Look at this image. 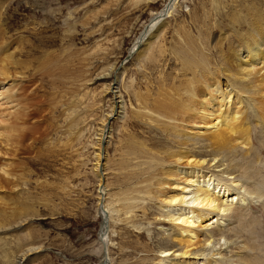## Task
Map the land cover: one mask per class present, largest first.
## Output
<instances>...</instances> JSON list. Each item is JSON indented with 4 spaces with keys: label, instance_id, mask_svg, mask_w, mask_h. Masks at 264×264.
<instances>
[{
    "label": "rangeland",
    "instance_id": "rangeland-1",
    "mask_svg": "<svg viewBox=\"0 0 264 264\" xmlns=\"http://www.w3.org/2000/svg\"><path fill=\"white\" fill-rule=\"evenodd\" d=\"M166 2L0 0L1 45L9 46V52H19L16 59L26 67L15 71L25 72L27 85L34 86V95L28 102L35 116L27 124L35 130L36 137L31 145H27L29 140L24 141L26 146L16 157L0 154V165L13 162L11 170L18 177L15 186L10 184L7 190L0 187V199H7L8 215L14 216L4 220L11 221V225L6 223L8 228L0 229V264H98L106 246L98 241L104 219L97 210V178L93 173L98 140L102 139L101 153H105L107 201H111L126 189L133 179L129 176L139 168L133 145H144L150 155L159 156L170 140L166 131L153 123L157 117L140 115L136 110L143 102L150 108L157 107L159 96L168 98L178 90L180 80L192 76L182 63L179 35L186 39L188 33L200 49L206 46L198 39L208 33L213 47L222 36L221 29L230 37L232 19L240 15L245 3L259 5L264 13V0H218V10L215 0H177L148 47L126 58L130 51L134 52L147 21ZM213 51L212 63L213 59L219 60V53L215 48ZM117 95L122 102L113 115ZM108 114L112 118L103 132ZM250 123L249 153L252 152L255 173L248 182L257 181L256 185L263 186L259 176H264V129ZM260 190V198L252 200L255 195L247 196L244 209L236 206L245 217L243 224L230 219L229 227L226 225L234 231L231 234L242 236V242L255 239L251 252L239 251L238 240L229 239L233 243L222 253L232 264H245L237 253L264 264V188ZM149 220L142 218L134 225L110 221L106 227L110 234L108 260L112 264H133L146 253L151 264L155 246L161 243L156 235L159 225ZM28 247L35 249L30 251ZM144 247L147 252L142 250Z\"/></svg>",
    "mask_w": 264,
    "mask_h": 264
},
{
    "label": "bare ground",
    "instance_id": "bare-ground-1",
    "mask_svg": "<svg viewBox=\"0 0 264 264\" xmlns=\"http://www.w3.org/2000/svg\"><path fill=\"white\" fill-rule=\"evenodd\" d=\"M175 1L167 0L161 10L152 14L135 42L134 52L130 51L132 54L126 58H131L137 51L140 54L148 47L151 39L159 33L163 25L161 21L170 14ZM215 1L218 10L220 6L218 0ZM261 10L259 5L245 3L240 15L236 14L232 19L230 37L223 32L226 30L221 29L222 36L217 38L213 47L209 42L211 37L204 32L203 38L198 40L207 49L204 46L199 49L188 33H185L186 39L179 35L182 63L192 76L180 80V87L168 98L159 96L157 107L150 108L143 102L136 110L140 115L157 117L158 120L152 122L161 126L170 140L163 145L159 156L150 155L144 145H133L139 168L129 176L133 179L126 189L115 194L111 201H107L105 153H101L102 139L98 140L93 173L97 178V210L100 218H104L100 224L98 241L102 245L106 244L105 253L102 251L98 264L104 259L107 264H112L109 261L110 245L107 247L110 234L106 227L110 221L134 225L142 218L146 221L153 219L159 225L156 235L161 244L155 246L151 264H232L233 261L226 260L228 258L224 257L222 249L228 248L233 243L229 239L233 238L238 240L239 251L254 250L255 239L251 236V241L242 242V236L239 237V233L231 234L234 231L227 228V223L231 219L242 225L245 217L241 216L242 212L236 206L244 209L248 202L247 196L255 195L251 197L252 200L260 198L263 194L260 187L262 190L264 188L262 175L259 176V182L263 186L256 185L257 181H253L252 185L248 182L255 173V163L250 158L252 152L249 153L252 146L250 122L264 129V13ZM2 42L0 147L3 151L0 154L16 157L19 150L26 146L24 141L29 140L27 145H31L36 140L35 130L27 124L35 116L32 113L33 105L28 102L34 95V86L27 85L29 81H25L28 80L24 77L25 72L15 71L26 67L24 62L16 59L19 52H9V46L6 48L7 45H1L4 44ZM141 43L145 46L142 49ZM214 48L219 53V60L213 59V64L211 55ZM107 89L110 90L109 87ZM116 98L113 115L117 114L119 103L122 102L119 100L120 95ZM110 114L104 120L103 132L107 120L112 118ZM239 157L240 161L237 160ZM12 165L13 162L0 165L2 189L7 190L6 186L10 184L15 186L18 177L11 170ZM4 198L0 199V229L8 228L6 223L10 224L11 221L5 222L7 217H14L8 215L9 202ZM138 213L140 219H137ZM150 215L153 217L149 218ZM11 220L14 222L16 219ZM216 233L219 234L218 238ZM249 233L253 231L249 229ZM146 247L141 249L147 252ZM34 249L29 248L30 251ZM239 254L236 255L240 262L256 264L257 259L247 260ZM142 256L141 260L132 263L147 264L149 255L146 253Z\"/></svg>",
    "mask_w": 264,
    "mask_h": 264
},
{
    "label": "water",
    "instance_id": "water-1",
    "mask_svg": "<svg viewBox=\"0 0 264 264\" xmlns=\"http://www.w3.org/2000/svg\"><path fill=\"white\" fill-rule=\"evenodd\" d=\"M104 253H105V248H104V251H103ZM108 262H107V260L106 259H104V260H102L101 261V263L100 264H107Z\"/></svg>",
    "mask_w": 264,
    "mask_h": 264
}]
</instances>
